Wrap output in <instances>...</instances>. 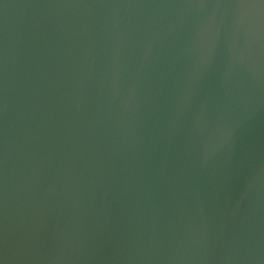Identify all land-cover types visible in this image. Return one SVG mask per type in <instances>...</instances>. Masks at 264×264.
<instances>
[{"label":"water","instance_id":"obj_1","mask_svg":"<svg viewBox=\"0 0 264 264\" xmlns=\"http://www.w3.org/2000/svg\"><path fill=\"white\" fill-rule=\"evenodd\" d=\"M0 264H264V0H0Z\"/></svg>","mask_w":264,"mask_h":264}]
</instances>
